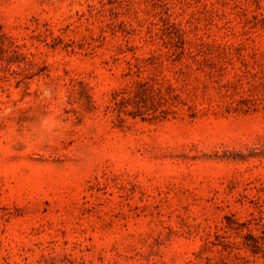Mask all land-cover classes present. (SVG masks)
Masks as SVG:
<instances>
[{
    "label": "rangeland",
    "instance_id": "1",
    "mask_svg": "<svg viewBox=\"0 0 264 264\" xmlns=\"http://www.w3.org/2000/svg\"><path fill=\"white\" fill-rule=\"evenodd\" d=\"M0 264H264V0H0Z\"/></svg>",
    "mask_w": 264,
    "mask_h": 264
}]
</instances>
